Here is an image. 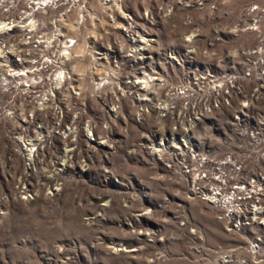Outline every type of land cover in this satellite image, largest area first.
<instances>
[{
	"label": "built area",
	"instance_id": "built-area-1",
	"mask_svg": "<svg viewBox=\"0 0 264 264\" xmlns=\"http://www.w3.org/2000/svg\"><path fill=\"white\" fill-rule=\"evenodd\" d=\"M230 3L0 0V216L7 182L26 204L71 169L122 185L133 138L128 156L227 237L190 228L188 262L264 264V0Z\"/></svg>",
	"mask_w": 264,
	"mask_h": 264
},
{
	"label": "rangeland",
	"instance_id": "rangeland-1",
	"mask_svg": "<svg viewBox=\"0 0 264 264\" xmlns=\"http://www.w3.org/2000/svg\"><path fill=\"white\" fill-rule=\"evenodd\" d=\"M230 1L234 6L242 0ZM121 143L111 163L122 183L116 188L100 180L97 167L71 169L58 196L41 193L26 204L12 198L18 181L7 182L0 264H195L185 258L186 231L200 230L211 246L227 239L207 205L136 164L126 153L133 138ZM133 173L139 182L131 179Z\"/></svg>",
	"mask_w": 264,
	"mask_h": 264
}]
</instances>
